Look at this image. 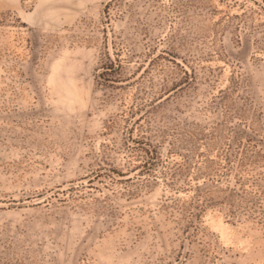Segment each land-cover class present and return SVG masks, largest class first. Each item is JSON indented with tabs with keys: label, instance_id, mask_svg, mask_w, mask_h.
Here are the masks:
<instances>
[{
	"label": "rangeland",
	"instance_id": "1",
	"mask_svg": "<svg viewBox=\"0 0 264 264\" xmlns=\"http://www.w3.org/2000/svg\"><path fill=\"white\" fill-rule=\"evenodd\" d=\"M0 264H264V0H0Z\"/></svg>",
	"mask_w": 264,
	"mask_h": 264
}]
</instances>
